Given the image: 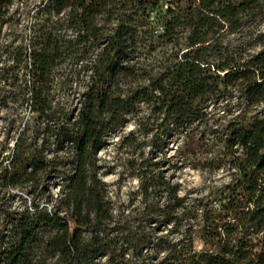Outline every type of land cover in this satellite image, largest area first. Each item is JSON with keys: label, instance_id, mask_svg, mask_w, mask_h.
<instances>
[{"label": "trees", "instance_id": "trees-1", "mask_svg": "<svg viewBox=\"0 0 264 264\" xmlns=\"http://www.w3.org/2000/svg\"><path fill=\"white\" fill-rule=\"evenodd\" d=\"M160 1L46 0L33 17L28 50H0V58L12 61L0 66V84L10 89L0 96V103L6 104L12 96L29 102L43 123H50L57 147L68 145L62 159L70 166L59 205L48 210L34 203L32 212L5 216L0 224V264H46L47 259L53 260L50 264H100L96 259L106 255L101 227L112 214L103 182L89 169L107 134L127 122V111L143 103L157 114L153 136L170 138L184 132L188 139L192 124L206 119L203 99L231 91L240 93L246 110L221 130L223 149L216 158L232 170V178L217 206H187L169 188L165 215L174 220L172 227H183L179 237L156 243L150 254L137 248L133 260L124 258L129 241L124 239L117 254L120 261L113 253L107 260L112 264H264V44L244 60L228 56L215 63L208 60L209 50L217 48L225 34L239 30L251 18L264 20V0H167L163 33L142 31L150 26V14ZM10 3L0 0V29L10 19L6 17ZM67 9L69 21L80 30L78 43L105 41L78 115L56 124L45 111V79L63 48L55 32L58 20L52 17ZM101 12L114 15L118 22L107 38L94 24ZM181 25L187 32L178 36L176 27ZM260 38L264 41V35ZM158 42L177 50L173 56L145 64ZM9 76L20 82H8ZM11 152L3 180L12 185L19 180L31 183L36 175L41 179L60 163L35 149L21 151L18 140ZM140 191L147 197L148 185L142 184Z\"/></svg>", "mask_w": 264, "mask_h": 264}, {"label": "rangeland", "instance_id": "rangeland-1", "mask_svg": "<svg viewBox=\"0 0 264 264\" xmlns=\"http://www.w3.org/2000/svg\"><path fill=\"white\" fill-rule=\"evenodd\" d=\"M45 2L11 0L6 13L10 19L0 29L1 51L15 52L23 47L28 50L33 17ZM166 8L167 0H161L150 14V26L141 30L148 28L154 35L162 34ZM67 12L68 9L52 17L58 20L55 32L63 41V48L56 53L45 79V111L52 115L56 124L63 118L78 115L83 96L91 82L93 65L105 41L78 43L76 35L80 30L73 21H69ZM41 24L48 25L47 22ZM94 24L100 27L102 37L107 38L118 22L114 15L101 12L95 16ZM176 31L181 36L187 29L181 25L176 27ZM260 35H264V20L251 18L239 30L225 34L219 46L209 50L208 60L215 63L225 56L244 60L261 49L264 41ZM176 50L172 44L158 42L144 63L152 64L153 58L173 56ZM11 63L7 57L0 58V66ZM8 80L15 84L20 82L10 76ZM1 84L0 96L7 94L5 90H10ZM29 104L18 102L13 96L7 99L6 104L0 103V224L7 214L25 210L32 212L34 203L48 210L59 205L69 180L70 166L62 159L68 145L57 147L50 135V123L44 124L43 118H39ZM202 108L206 119L192 124L193 130L188 133L189 140L184 132L170 138L159 133L153 136V123L157 114H153V110L143 103L127 111V122L104 138L102 147L92 160L89 174L103 182L112 219L101 227L106 255L97 258L96 262L112 264L107 260L112 253L115 261L119 262L117 254H120L124 239L129 240L128 247H124L127 249L124 258L133 260L137 248H141L143 255L150 254L154 246H158L156 243L162 244L179 237L178 230L183 227H172L174 220L169 221L165 215L169 188L175 189L176 195L183 197L187 206L198 203L217 206V199L232 178V170L216 158L220 159L219 153L223 149L221 130L229 120L243 114L246 108L240 93L232 91L224 95L206 96ZM16 140L21 151L35 149L48 158L57 157L56 161L60 163L41 179L36 175L31 183H20L19 180L17 185L10 184L3 177ZM216 164L220 165L216 167ZM142 184L148 185L147 197L140 191ZM84 237L88 240L90 235ZM196 247H199L198 244ZM36 252L39 253L38 250ZM52 261L47 259L46 264Z\"/></svg>", "mask_w": 264, "mask_h": 264}]
</instances>
